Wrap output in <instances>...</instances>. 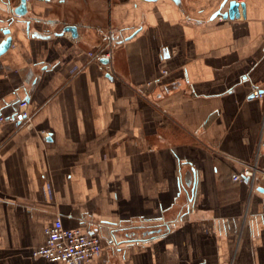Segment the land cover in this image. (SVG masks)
Listing matches in <instances>:
<instances>
[{"label":"crops","instance_id":"0c3cea01","mask_svg":"<svg viewBox=\"0 0 264 264\" xmlns=\"http://www.w3.org/2000/svg\"><path fill=\"white\" fill-rule=\"evenodd\" d=\"M27 19L0 55V115L32 114L0 123V264H61L32 254L58 217L102 240L81 264H264V0H30Z\"/></svg>","mask_w":264,"mask_h":264},{"label":"built area","instance_id":"2783aa9c","mask_svg":"<svg viewBox=\"0 0 264 264\" xmlns=\"http://www.w3.org/2000/svg\"><path fill=\"white\" fill-rule=\"evenodd\" d=\"M219 18L222 19V16ZM115 41V31L109 28L104 36V47L99 52L91 53V58L99 62L105 68L110 67L111 51ZM104 59H107L108 62H103ZM77 71H79L77 66L72 69L73 73ZM163 73L166 74L167 70H163ZM251 98H264V89L254 87ZM31 118L32 114L28 110V101L22 99L19 101L18 107L14 112L7 116L0 115V123L11 122L16 127H21L27 124ZM116 144L117 143H113L112 146ZM106 155H111V152L108 151ZM257 170L256 165H243L239 172L232 175V179L236 182H243L246 180L253 184ZM46 192L47 195L51 197L52 188L50 184L46 185ZM102 249V240L98 235L92 232H85L80 228H68L63 224L62 219L58 217L52 225L45 228V243L42 246L35 247L32 250V254L34 257L44 258L52 263L81 264L99 256Z\"/></svg>","mask_w":264,"mask_h":264},{"label":"water","instance_id":"95a60500","mask_svg":"<svg viewBox=\"0 0 264 264\" xmlns=\"http://www.w3.org/2000/svg\"><path fill=\"white\" fill-rule=\"evenodd\" d=\"M7 1L10 2L11 0H7ZM47 1H50V0H47ZM174 1L180 4V0H174ZM12 13L14 14V19L11 21V23L0 27V36L1 37L6 36L5 38H2V40L0 41V55H3L4 53H6L12 44V36L10 35V32H11L10 25H12L15 22L24 23L26 25V28L27 27L30 28L33 24L31 19H27L23 21L21 20V18H23L28 13L27 0H18V4L16 5L15 8L12 9ZM220 13H221L220 10L216 11L214 13V16H217ZM226 16H227L226 14L223 15V17H226ZM66 32H71L72 36L76 38L78 36V26L73 25V24H68L64 26L63 29L57 34H64ZM36 35L39 37H47L46 35H41L40 33H36ZM103 62L106 63L108 62V60L104 59ZM260 190L264 191L263 188H260Z\"/></svg>","mask_w":264,"mask_h":264},{"label":"flooded vegetation","instance_id":"af4514ba","mask_svg":"<svg viewBox=\"0 0 264 264\" xmlns=\"http://www.w3.org/2000/svg\"><path fill=\"white\" fill-rule=\"evenodd\" d=\"M27 2H28V0H27Z\"/></svg>","mask_w":264,"mask_h":264}]
</instances>
